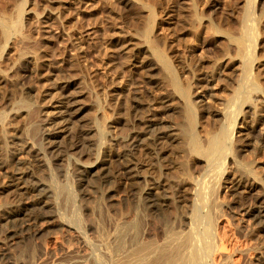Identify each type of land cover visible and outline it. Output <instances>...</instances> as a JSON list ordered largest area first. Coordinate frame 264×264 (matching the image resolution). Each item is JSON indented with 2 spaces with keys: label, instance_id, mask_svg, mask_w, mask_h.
Here are the masks:
<instances>
[{
  "label": "rangeland",
  "instance_id": "374dc122",
  "mask_svg": "<svg viewBox=\"0 0 264 264\" xmlns=\"http://www.w3.org/2000/svg\"><path fill=\"white\" fill-rule=\"evenodd\" d=\"M20 63L27 66L23 78L17 71ZM151 65L157 68L154 72L148 69ZM203 77H211L209 92L202 87ZM184 91L189 99H183ZM66 95L77 106L67 133L58 140L60 154H53L45 141L48 120L66 107ZM166 100L172 110L165 108ZM193 100L202 102L190 111ZM154 106L164 125L191 127L203 151L209 138L229 126L230 110L241 109L244 115H239L235 138L221 156L203 155L179 135L178 141L154 148L147 144L128 156L140 178L125 182L118 156L128 154L129 136L143 131L142 117ZM86 128L92 132L87 134ZM27 142L34 148L22 154L16 167L17 154ZM0 158V264H132L143 257L152 264L165 250L173 254L177 249L186 255L202 250L200 264H264V228L255 227L244 214L253 202L264 200V0H0ZM102 158L109 160L106 179L81 181L82 167ZM18 168L21 182L16 180ZM252 177L258 183L254 187H235L239 180L253 182ZM19 183L33 199L38 188L48 192L42 206L49 221L39 234L11 240L7 216L18 206L37 205L19 197ZM211 183L216 184L213 197H200L194 206L200 186ZM148 187H155L162 200L157 212L144 198ZM182 190L185 203L178 197ZM86 193L90 198L85 199ZM194 207L201 208L199 222ZM58 221L72 226L78 236L62 234L55 227ZM133 221L140 226V244L128 242L124 253L109 251L101 241L104 232L111 235L116 224ZM191 235L196 239L188 243ZM221 240L226 249L219 256L214 242L218 246ZM201 242L206 249L210 243L211 255Z\"/></svg>",
  "mask_w": 264,
  "mask_h": 264
},
{
  "label": "bare ground",
  "instance_id": "6f19581e",
  "mask_svg": "<svg viewBox=\"0 0 264 264\" xmlns=\"http://www.w3.org/2000/svg\"><path fill=\"white\" fill-rule=\"evenodd\" d=\"M129 3V2H128ZM249 3V2H248ZM251 3V2H250ZM248 7V6H247ZM249 8V7H248ZM247 10V9H246ZM24 11V10H23ZM248 14V13H247ZM248 16V15H247ZM249 16H250V14H249ZM253 17V16H252ZM243 18H244V16H243ZM251 18V17H250ZM249 19V18H248ZM247 19V20H248ZM253 19V18H252ZM246 20V21H247ZM249 21V20H248ZM246 23V22H245ZM244 23V24H245ZM261 23V22H260ZM259 23V24H260ZM245 27V26H244ZM253 27V26H252ZM8 28V27H7ZM254 28V27H253ZM246 29V28H245ZM249 29V28H248ZM252 29V28H251ZM256 29V28H255ZM244 30V29H243ZM247 31V30H246ZM248 32H249V30H248ZM252 33V32H251ZM256 33V32H255ZM257 34V33H256ZM248 35H250V33H248ZM247 35V36H248ZM251 35H253V33L251 34ZM245 36V35H244ZM240 37H242V35L240 36ZM256 37V36H255ZM243 38V37H242ZM252 38V37H251ZM257 38V37H256ZM241 39V38H240ZM239 39V40H240ZM243 39H245V38H243ZM249 39V37L247 38V40ZM235 41H238V39L237 40H235ZM251 41H252V39H251ZM254 41V40H253ZM240 42V41H239ZM239 42H238V44H239ZM248 42H250V41H248ZM242 43V44H241ZM243 44H245V41H242L241 40V42H240V45H243ZM237 45V44H236ZM250 46V44L248 45V46H246L247 48ZM237 47H239V45H237ZM243 47H245V46H243ZM242 47V49L243 50H245L244 48ZM238 49H240V47L238 48ZM241 49V50H242ZM147 51V50H146ZM145 51V52H146ZM240 52V50H237V52ZM251 51V50H250ZM253 52V51H252ZM245 53V52H244ZM239 54V53H238ZM246 54V53H245ZM247 55V54H246ZM250 54H248L247 56L248 57H250L249 56ZM144 57H146V56H144ZM163 57V56H162ZM242 57V56H241ZM245 56H243V58H244ZM164 58V57H163ZM147 60H148V58H146ZM249 59H252V58H249ZM164 60V59H163ZM162 60V61H163ZM248 60V59H247ZM253 60V59H252ZM245 62H246V60H244ZM249 61V60H248ZM165 62V61H164ZM242 63V62H241ZM244 63V62H243ZM247 63V62H246ZM246 63H244V64H246ZM141 64H143V62L141 63ZM144 64H146V63H144ZM143 64V65H144ZM168 64V63H167ZM228 64V63H227ZM226 64V65H227ZM243 64V65H244ZM249 64H251V62L249 63ZM24 63H20V66H19V68H17L18 70V72H22L23 73V75H22V78L27 74V71L24 69ZM148 66V65H147ZM152 66V65H151ZM148 67V69H149V71H152V72H154L157 68L156 67H154V66H152V67ZM170 66V65H169ZM229 66V65H228ZM227 66V67H228ZM245 66V65H244ZM250 66V65H249ZM251 66H252V64H251ZM25 67H27V66H25ZM140 67V66H139ZM146 67V66H145ZM144 67V68H145ZM142 69V68H141ZM250 70V69H249ZM225 71V70H224ZM245 70H243V72H244ZM249 73V72H248ZM228 74V73H227ZM243 74V73H242ZM245 74H246V72H245ZM250 74H251V72L249 73V77H250ZM247 75V74H246ZM246 75H244V76H246ZM243 76V77H244ZM212 77V76H211ZM211 77H206V78H204L203 77V81H205L204 82V85L202 86L205 90H207L208 92L210 91V88H209V86H208V83H210V82H212V80L210 79ZM248 77V76H247ZM240 78H241V76H240ZM244 79V78H243ZM242 79V80H243ZM253 79V78H252ZM245 80V79H244ZM243 80V81H244ZM177 81V80H176ZM239 81V80H238ZM242 81V82H243ZM253 81V80H252ZM251 80H250V82L251 83H255L254 81L252 82ZM174 82H175V80H174ZM242 82H240L239 81V84H241ZM246 82H247V80H246ZM178 83V82H177ZM248 83V82H247ZM245 84V83H244ZM256 84V83H255ZM255 84H253V86L255 85ZM178 85V84H177ZM246 85V84H245ZM252 85V84H251ZM179 86V85H178ZM247 87L249 86V85H246ZM256 86V85H255ZM180 87V86H179ZM201 87V88H202ZM251 88V87H250ZM254 88V87H253ZM257 89V88H256ZM181 90H182V88H181ZM183 90H185V89H183ZM251 90V89H250ZM239 91V90H238ZM237 91V92H238ZM188 92V91H187ZM244 92V91H243ZM182 94V93H181ZM183 94H185V96H183V99H184V97H186L187 99H189L190 98V95L188 96V93H186V91H184V93ZM190 94V93H189ZM239 94H240V92H239ZM243 94V93H242ZM194 95V94H193ZM193 95H191V96H193ZM241 95V94H240ZM197 96V95H196ZM210 96H212V95H210ZM246 96V95H245ZM248 96H250V95H248ZM63 97H65V96H63ZM67 97H69V95L67 96L66 95V98H64V99H66L65 101V104H66V107H64V108H62V110H59V111H57L56 112V114H55V116L54 117H52V118H50L49 120H48V126H50L49 128H48V133L46 134V139H45V141H46V144H47V146H48V148H49V150H50V153H56V152H59L60 151V142L58 141L62 136H63V134H65V133H67V130H68V126H69V124L72 122V120H73V118H74V115H75V108H76V106L77 105H75V102L73 101V99H67ZM75 97V96H74ZM73 97V98H74ZM189 97V98H188ZM194 97V96H193ZM199 97V96H198ZM244 97V96H243ZM251 97V96H250ZM250 97H247V98H249V100H246L247 98L245 97V101H250ZM185 100V101H187V103H188V100ZM229 99H230V97H229ZM191 100V99H190ZM243 100V102L244 103H247V102H245ZM168 101H170V100H168ZM167 100L165 101V104H166V106H165V108H167V110H172V109H168V108H170L169 106V102H168ZM255 101H257V100H255ZM190 102V101H189ZM202 102V100H199V101H195V100H193L192 102H190V104H189V109H190V111L192 110L190 107L192 106V108H194V107H198V105L200 104ZM233 102V101H232ZM184 103H186V102H184ZM229 102H227V104H228ZM257 103V102H256ZM255 103V104H256ZM259 103V102H258ZM77 104V103H76ZM168 104V105H167ZM172 104V103H171ZM236 104H238V103H236ZM241 104H243L242 102H241ZM248 104V103H247ZM250 104H251V102H250ZM249 104V105H250ZM188 105V104H187ZM226 105V104H225ZM230 105V104H229ZM228 105V106H229ZM194 106V107H193ZM235 106V105H234ZM237 106V105H236ZM247 106V105H246ZM150 107H152V106H150ZM202 107V106H201ZM241 108H242V105L240 106ZM164 108V107H163ZM229 108V107H228ZM228 108H224V113H226V114H229L228 112H225V110L227 111V109ZM244 108V107H243ZM148 109V108H147ZM199 109V108H198ZM229 109H231V107L229 108ZM228 109V110H229ZM235 109V108H234ZM240 109V108H239ZM77 110V109H76ZM158 110V109H157ZM188 110V109H187ZM196 112H197V110H195ZM237 111H238V108H237ZM187 112V111H186ZM185 112V113H186ZM233 112V113H232ZM231 112V110H230V113L231 114H229L226 118H228L229 119V126H230V128H229V126L227 127V128H229L230 129V132H229V130L227 129V128H225V126H224V128L222 127V130H220L221 132L219 133V134H215V136H212V138H209L210 139V141H209V144H208V148H207V151H203V150H201L200 149V146H199V141H198V138H196V136H195V134L193 133V131H192V128L190 127H184V126H181L178 130L177 129H175V127L174 128H172V127H168V126H166V125H164L163 124V122L161 121V119L159 118V115H158V113L156 112V109H155V106H154V108H149V110L145 113V115L142 117V120H141V122L144 124V129H143V131H142V129H141V131H139V132H137V134L136 135H130L129 136V138H128V141H127V146L129 147V152H128V154H125V155H120V156H118L119 157V159H122V164H121V167H120V174L122 175V179L125 181V182H131V181H135L136 179H138V178H140V174L138 173V167H137V164L132 160V159H129V158H127L128 156H133L142 146H145V145H153V148H154V146H159V145H161V144H166L165 142H167L168 140H170V139H172V141L173 140H177L178 141V136L179 135H181L183 138L184 137H186V139H188L189 138V142H190V140H191V142H192V145L195 147V148H197L198 150H196L197 152L199 151L200 153H203V155H205V154H207L208 156H215V157H217V155H219V154H221V153H223V152H225V150L227 151L228 149H227V145L229 144L228 142H232V139L233 138H235L234 137V133H235V130H236V125H237V119H239L238 117H239V115H241L242 113L241 112H244V111H241V109L239 110V112H234V111H232ZM190 113V112H189ZM219 113V112H218ZM235 113V115H233L234 117H232L231 118V116L230 115H232V114H234ZM181 114V113H180ZM191 114V113H190ZM196 114V113H195ZM246 114V113H245ZM222 115V114H221ZM242 115H244V114H242ZM186 116V115H185ZM192 116V115H191ZM224 116H226L225 114H224ZM194 117V116H193ZM189 118H192V117H189ZM225 118V120H227ZM241 118V117H240ZM184 121H185V119H184ZM189 121V120H188ZM192 121V120H191ZM187 122V121H186ZM193 122V121H192ZM237 122V123H236ZM225 123L227 124L228 123V120H227V122L225 121ZM193 124V123H192ZM189 126V125H188ZM221 126H222V124H221ZM220 126V127H221ZM195 127V126H194ZM87 129V134H88V131H89V129L90 128H86ZM91 131L90 132H92V129H90ZM85 132H86V130H85ZM85 132H83V134L85 133ZM218 133V132H217ZM135 134V133H134ZM101 135H102V133H101ZM101 135H100V137H101ZM13 136V135H12ZM180 136V137H181ZM243 136V135H242ZM99 137V138H100ZM181 137V138H182ZM188 137V138H187ZM246 137V136H245ZM85 138H86V136H85ZM88 138V137H87ZM84 139V138H83ZM90 141V140H89ZM169 142H171V141H169ZM168 142V143H169ZM181 142V141H180ZM173 143H175V142H173ZM185 143V142H184ZM188 143V142H187ZM23 146H22V148L20 149L21 150V153L20 154H17V157H16V159H15V165L14 166H16V167H20L21 166V164H22V161H23V157H22V154H24V153H31L30 151H32V149L34 148H32V146H31V144L30 143H24V144H22ZM89 146L91 145V144H88ZM147 145V148L149 147ZM163 145V146H164ZM169 145H170V143H169ZM162 146V145H161ZM166 147V146H165ZM144 148V147H143ZM150 148H152V147H150ZM149 148V149H150ZM156 148V147H155ZM142 149V148H141ZM145 149V148H144ZM141 152V151H140ZM205 152V153H204ZM58 154H60V152L58 153ZM139 154V153H138ZM198 154V153H197ZM216 154V155H215ZM224 155V154H223ZM226 155H227V153H226ZM219 156H221V155H219ZM15 157V156H14ZM59 157V156H58ZM215 157H207L208 158V160H209V158H215ZM222 158H224L223 156H222ZM222 158H221V160H222ZM1 159V158H0ZM5 159V158H4ZM223 161V160H222ZM138 162V161H137ZM215 163H216V161H214ZM220 162V161H219ZM108 163H109V160H108V158H105V159H97V161L94 163V165L92 164V165H90V166H83L82 167V170H81V173L83 174V176H82V178L83 177H85V181L87 180V182H89V181H94L95 179V177L96 176H99L101 179H102V177L101 176H103V175H105V172H106V169H107V165H108ZM211 163V162H210ZM217 163H218V161H217ZM216 163V164H217ZM222 163V162H221ZM221 163H219V164H221ZM223 163H224V161H223ZM209 165V164H208ZM218 165V164H217ZM216 165V167L218 168L219 167V165L217 166ZM223 165V164H222ZM210 166V165H209ZM248 167H250V166H248ZM217 168H216V170H217ZM242 168V167H241ZM244 168V167H243ZM242 168V169H243ZM247 168V167H246ZM221 169V168H220ZM220 169H219V171H220ZM250 169V168H249ZM213 170V169H212ZM211 170V171H212ZM216 170L214 169V173L216 172ZM16 171H18L17 172V178H16V180L17 181H19V182H21V180H23V176H22V172H21V170H20V168H18V169H16ZM242 171V170H241ZM245 171V170H244ZM250 171V170H249ZM212 172V173H213ZM223 172V171H222ZM224 172H225V170H224ZM224 172L222 173V174H224ZM252 173V172H251ZM219 174H220V172H219ZM247 174H249V175H251L250 173H247ZM224 176V175H223ZM243 175H238V177L237 178H239L240 177V179H242L243 178V180L245 179L244 177H242ZM104 178H103V180H105L106 179V175L105 176H103ZM220 177V176H219ZM249 177V176H248ZM96 178H98V177H96ZM99 178V179H100ZM213 178H214V175H213ZM222 178V177H221ZM220 178V179H221ZM247 178V177H246ZM94 179V180H93ZM215 179H217V178H215ZM214 179V180H215ZM222 180V179H221ZM237 180V179H236ZM252 180H253V182H249V183H247V184H243V183H240V180L239 181H236L235 182V187H237V189H248V188H252V187H254L255 186V184H258V183H256L257 181H256V179L254 180V178L252 177ZM81 181H84V178H83V180H81ZM84 181V182H85ZM217 181V180H216ZM246 181V180H245ZM160 182V181H159ZM212 182H213V180H212ZM244 182V181H243ZM18 183V182H17ZM89 183H91V182H89ZM93 183V182H92ZM217 183H219L218 181H217ZM19 185H20V183L18 184V188H19V191H18V195H19V197H24V196H27L26 198H25V200H31V203H35V207H33L32 209L31 208H20L19 206L14 210V211H12L8 216H7V218L5 219L10 225H11V231H10V235H11V240H17L18 238H19V236H24V235H29V234H32V233H34V234H39L41 231H42V228H44V227H42V225H44V223L46 224V222L47 221H49V220H47V218H48V215H47V212H44L43 210V206H45L46 205V201H42V197H45V196H47V194H48V192H47V194H45L44 192V189H39L38 188V190H36V191H38V194H35V195H33L34 196V199H33V197H28V195H30L23 187H19ZM162 185V184H161ZM215 185L216 184H213V183H211V184H209L208 186L207 185H201L200 186V188L198 189V191H197V195H195L196 197L192 200V202H194V203H192V204H195L194 206H196V205H198V201L200 200L199 198L200 197H203V198H201V199H204V197H206V200L207 199H209V198H207V197H211L212 195H213V193H214V191H215ZM56 186V185H55ZM89 186V185H88ZM156 187V186H155ZM155 187H148L145 191H144V195H145V200H147L148 201V203H149V205H150V207L151 208H153L154 210H156V212L157 211H159L160 210V207H162V205H161V202H162V200H161V198L157 195V191H155ZM163 187H165V186H163ZM169 187V186H168ZM56 188V187H55ZM66 188V187H65ZM157 188V187H156ZM217 188V187H216ZM57 189H58V187H57ZM201 189V190H200ZM66 190V189H65ZM72 190V189H71ZM161 190V189H160ZM52 191V190H51ZM54 191L55 190H53V192L52 193H54ZM185 191H181L180 193H179V201L181 202V203H185V201H187L188 200V198H186V197H184L183 195H181V194H183ZM16 193V192H15ZM36 193V192H35ZM68 193V192H67ZM88 193V192H87ZM85 194L84 195V197H85V199H88V198H90V194ZM61 194V193H60ZM68 194H70V195H68L69 197L70 196H72V194L71 193H68ZM215 194V193H214ZM31 196V195H30ZM49 196H51V195H49ZM56 196H58V195H56ZM75 196V195H74ZM74 196H72V197H74ZM91 197H92V195H91ZM213 197V196H212ZM68 198V197H67ZM76 198V197H75ZM72 199V198H71ZM166 199V198H165ZM176 199V198H175ZM24 200V201H25ZM75 200V199H74ZM140 200V199H139ZM210 200V199H209ZM204 201V200H203ZM202 201V202H203ZM211 201H213V198L211 199ZM30 203V204H31ZM73 203V202H72ZM204 203V202H203ZM25 204H27V203H25ZM213 204H214V202H213ZM216 204V203H215ZM43 205V206H42ZM77 205V204H76ZM138 205V204H137ZM68 206V205H67ZM192 206V205H191ZM4 207H5V205H4ZM136 207V206H135ZM201 207V206H200ZM204 207V206H203ZM215 207V206H214ZM218 207V206H217ZM1 208V207H0ZM8 208V207H7ZM75 208V207H74ZM103 208V207H102ZM210 208H212V207H210ZM2 209V208H1ZM201 208H199V207H194L193 208V215H195V218H198V220L197 219H195L194 218V220H197L198 222H199V220H201V219H199V217H201L202 215H201V213H202V211L200 210ZM213 209V208H212ZM35 210L39 213L40 211H42V213H40V214H34L35 213ZM77 210V209H76ZM213 210H215V208L213 209ZM219 210V209H218ZM108 211V210H107ZM244 214L248 217V220L249 221H252V223L253 224H255V227H260V228H264V200H262V199H260V200H256L255 202H253V204L250 206V207H248L247 209H245L244 210ZM4 213V212H3ZM44 213H46V214H44ZM74 213V212H73ZM93 213V212H92ZM50 214V213H49ZM78 214V213H77ZM47 217H45V216ZM73 215V214H72ZM136 215V214H135ZM82 216V215H81ZM111 216V215H110ZM206 216H207V214H206ZM49 217H51V216H49ZM54 217V216H53ZM75 217V216H74ZM121 217V216H120ZM130 217V216H129ZM190 217V216H189ZM208 217V216H207ZM202 218V217H201ZM213 218H216V217H213ZM49 219V218H48ZM53 219V218H52ZM62 219V218H61ZM211 219V218H210ZM59 220H60V218H59ZM95 220V219H94ZM207 220V219H206ZM212 220V219H211ZM68 221V220H67ZM76 221H77V219H76ZM97 221H99V220H97ZM145 221V220H144ZM149 221V220H148ZM203 221V220H202ZM202 221H200L201 223H202ZM208 221H209V219H208ZM40 222H42V223H40ZM72 222H73V220H72ZM111 222V221H110ZM119 222V221H118ZM129 222V221H128ZM212 222V221H211ZM49 223V222H48ZM51 223V222H50ZM78 223H80V222H78ZM40 224V225H39ZM75 224V223H74ZM76 224H77V222H76ZM142 224V223H141ZM203 224V223H202ZM208 224H209V222H208ZM210 224H212V223H210ZM39 225V226H38ZM79 225V224H78ZM98 225V224H97ZM116 225H118L117 226V228H115V232H113L111 235H110V233H109V235H106L105 234V232L102 230V233L104 232V235L105 236H103V234H100V236L102 235L103 237H102V242H105V244L107 245V247L109 248V251H112L113 253H120V252H123V250H125L126 251V246L129 244L128 242H130V243H132L133 244V246L134 245H139L140 243H139V238H140V226H139V223L138 222H136V221H133V222H130V223H126V224H116ZM166 225H167V223H166ZM45 226V225H44ZM210 226V225H209ZM253 226V225H252ZM55 227H57L61 232H62V234L63 233H65V234H67L69 237H71V239H73L72 237H75V236H78V235H75V233L77 232H75L74 231V229H73V227L72 226H70V225H68V224H66V223H64V222H62V221H58L57 223H56V226ZM79 227H80V225H79ZM116 227V226H115ZM172 227V226H171ZM254 227V226H253ZM96 228V227H95ZM205 228H207V227H205ZM212 228V227H211ZM46 229V228H45ZM44 229V230H45ZM192 229V228H191ZM198 229V228H197ZM209 229V228H208ZM207 229V230H208ZM247 229V228H246ZM252 229V228H251ZM43 230V231H44ZM77 230V229H76ZM99 230V229H98ZM143 230V229H142ZM148 230V229H147ZM154 230V229H153ZM167 230H169V229H167ZM202 230V229H201ZM214 230V229H213ZM256 230V229H255ZM254 230V231H255ZM101 231V230H100ZM99 231V232H100ZM178 231H180V229L178 230ZM195 231H196V229H195ZM198 231V230H197ZM196 231V232H197ZM252 231V230H251ZM75 232V233H74ZM171 232V231H170ZM174 232V231H173ZM253 232V231H252ZM180 233V232H179ZM143 234V233H142ZM156 234V233H155ZM175 234V233H174ZM212 234V233H211ZM152 235V234H151ZM170 235V234H169ZM186 235V234H185ZM185 235H181V236H184L185 237ZM171 236V235H170ZM195 235H193V238L194 239H196V236L194 237ZM198 236V235H197ZM203 236V235H202ZM206 236H207V234H206ZM219 236V235H218ZM25 237V236H24ZM62 237V236H61ZM63 237H66V236H63ZM144 237V236H143ZM78 238V237H77ZM79 238H81V236L79 237ZM82 238H83V236H82ZM173 238V237H172ZM189 238V237H188ZM193 238H192V235H191V237L189 238V239H187V242L188 243H190L191 242V240H193ZM218 238V237H217ZM148 239V238H147ZM146 239V240H147ZM164 239V238H163ZM204 239V238H203ZM203 239H201V240H203ZM207 239V238H206ZM82 240H84V239H82ZM81 240V241H82ZM86 240V239H85ZM145 240V241H146ZM173 240H174V238H173ZM172 240V241H173ZM184 240L185 239H183V242H184ZM199 239H197V241H198ZM205 240V239H204ZM212 240V239H211ZM219 240V239H218ZM72 241V240H71ZM141 241V240H140ZM196 241V240H195ZM213 241V240H212ZM222 241V242H221ZM220 241V244L217 246L216 245V243L214 242V246H215V250L213 251V252H215V254H217L218 252H220V253H222L226 248V246H224V244H223V240H221ZM17 242V241H16ZM82 242H85V241H82ZM142 242V241H141ZM156 242V241H155ZM164 242H166L165 241V239H164ZM167 242H169V241H167ZM181 242H182V240H181ZM204 242V241H203ZM203 242H201L202 243V245L204 246V244L205 243H203ZM206 242V241H205ZM74 243V242H73ZM143 243V242H142ZM141 243V244H142ZM158 243V242H157ZM185 243V242H184ZM163 244V243H162ZM165 244V243H164ZM186 244V243H185ZM192 244V243H191ZM194 244H196L195 242H194ZM206 244H207V242H206ZM131 245V244H130ZM145 245V244H144ZM157 245V244H156ZM166 245V244H165ZM183 244H180V247L182 246ZM190 245V244H189ZM76 246V245H75ZM147 246H148V243H147ZM163 246V245H162ZM161 246V247H162ZM192 246H193V244H192ZM190 247V248H193V247ZM197 246L199 247V245L197 244ZM207 246V245H206ZM208 246H210V247H208L207 249H206V247H205V249H204V247H203V249H204V251L206 252V253H209V252H211V254H212V250L211 251H208L207 252V250L209 249V248H211V245H210V243H209V245ZM141 247V246H140ZM139 247V248H140ZM145 246H143V247H141V249L142 248H144ZM150 247V246H149ZM149 247H148V249H149ZM157 247H159L158 245H157ZM170 247H171V244H170ZM183 247H186V246H183ZM182 247V249H184ZM196 246H194V248H195ZM107 248V249H108ZM128 248V247H127ZM133 248V247H132ZM145 248H147V247H145ZM197 248V247H196ZM27 249V248H26ZM199 249H201V248H199ZM66 250V249H65ZM78 250V249H77ZM134 250H137V249H134ZM160 250V249H159ZM164 250V249H163ZM168 250H169V248H168ZM188 250H189V248H188ZM188 250H186L187 251V253H188ZM192 250H194V249H192ZM124 251V252H125ZM139 251H141V250H139ZM149 251V250H148ZM166 251V250H165ZM164 251V253L162 252V254H160V257H159V260L156 262L155 261V263H152V264H200L199 263V260H201L200 258V255H202L201 254V252H202V250L199 252V250H195L192 254L190 253V255L188 256V255H186L185 254V252L183 253L182 251H181V249H177L176 251H174L175 253H173V254H170L169 252H165ZM169 251H171V250H169ZM222 251V252H221ZM123 252V253H124ZM160 252V251H159ZM190 252V251H189ZM235 252V251H234ZM23 253V252H22ZM25 253V252H24ZM30 253V252H29ZM34 253V252H33ZM74 253V252H73ZM128 253H129V251H128ZM142 253L144 254V252L142 251ZM141 253V254H142ZM200 253V254H199ZM205 253V254H206ZM27 254V253H26ZM38 254V253H37ZM137 254V253H136ZM138 254H140V252L138 253ZM140 254V255H141ZM142 254V255H143ZM146 254V253H145ZM149 254H151L150 252H149ZM184 254L186 255V256H184ZM204 254V253H203ZM210 254V253H209ZM210 254V255H211ZM219 254V253H218ZM21 255V254H20ZM110 255V254H109ZM121 255V254H120ZM119 254H118V256H120ZM147 255V254H146ZM155 255H156V252H155ZM206 255H208V254H206ZM206 255H203L204 257L206 256ZM210 255H208V256H210ZM224 255V254H223ZM227 255H228V253H227ZM36 256V255H35ZM34 256V257H35ZM124 256V255H123ZM126 256H127V254H126ZM134 256H136V255H134ZM144 256V255H143ZM142 256V257H143ZM149 256H152L153 257V255L151 254V255H149ZM159 256V255H158ZM218 256V255H217ZM219 256H220V254H219ZM218 256V257H219ZM98 257V256H97ZM142 257H136V258H142ZM151 257V258H152ZM24 258V257H23ZM125 258V257H124ZM124 258H122V260H124ZM145 257H143V259H138V261H140L139 263L137 262V259H136V262H135V260H134V262L137 264H151L149 261H148V259L146 258V259H144ZM155 258V257H154ZM209 258H211V256L209 257ZM208 257L206 258V259H209ZM19 259H20V257H19ZM40 259V258H39ZM104 259V258H103ZM156 259H158V258H156ZM31 260H33V259H31ZM132 260V261H133ZM202 260H203V258H202ZM225 260V258H223V261ZM98 261V260H97ZM204 261H205V259H204ZM209 261V260H208ZM210 261H212V260H210ZM233 261V260H232ZM17 262V261H16ZM99 262V261H98ZM110 262H112V261H110ZM122 262H124V261H122ZM133 262V263H134ZM151 262H154V261H151ZM201 262V261H200ZM207 262V261H206ZM206 262H203L204 264L206 263ZM20 263V262H19ZM30 263V262H29ZM35 263H36V261H35ZM34 263V264H35ZM127 263V262H126ZM132 263V264H133ZM222 263V262H221ZM228 263V262H227ZM233 263V262H232ZM16 264V263H15ZM32 264V263H31ZM96 264V263H95ZM109 264V263H108ZM120 264V263H119ZM207 264V263H206ZM214 264H217V263H214Z\"/></svg>",
  "mask_w": 264,
  "mask_h": 264
}]
</instances>
